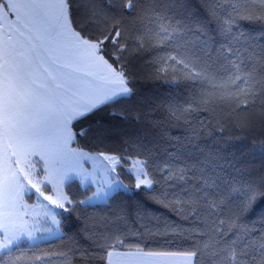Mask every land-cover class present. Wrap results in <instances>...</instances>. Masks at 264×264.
Masks as SVG:
<instances>
[{
    "label": "snow or ice",
    "instance_id": "obj_1",
    "mask_svg": "<svg viewBox=\"0 0 264 264\" xmlns=\"http://www.w3.org/2000/svg\"><path fill=\"white\" fill-rule=\"evenodd\" d=\"M226 137L258 141L261 167ZM153 141L183 150L158 162ZM141 192L167 215L97 227L89 208ZM177 256L264 264V0H0V264Z\"/></svg>",
    "mask_w": 264,
    "mask_h": 264
},
{
    "label": "trees",
    "instance_id": "obj_2",
    "mask_svg": "<svg viewBox=\"0 0 264 264\" xmlns=\"http://www.w3.org/2000/svg\"><path fill=\"white\" fill-rule=\"evenodd\" d=\"M248 31V28L244 29ZM144 96L151 101H158L161 99H166L169 97H179L180 92L172 91L168 88L157 87L152 84H145L143 86ZM170 134L175 136H180V130L170 129ZM201 146H204V141L199 142ZM154 154L159 158L158 162H163L167 160L170 155L175 154L178 150H183L179 147L178 142L174 141L172 144L166 143L164 141H153L149 145ZM214 147L217 148L221 153L227 156L229 159H235L240 166H250L259 169L261 167L262 157L259 152V142L253 141L251 138H239V139H229L225 138L222 142H216ZM127 182V180H126ZM73 191H77L76 186H73ZM120 206H125L126 215L120 221L121 227L126 231L135 232L136 229H143L144 224L141 223L140 218L135 211L136 208H147L148 218L151 219L152 223H155L156 218L165 217L167 215L166 211L160 206L153 203L148 197H145L143 193H139L138 196L131 201L127 198L117 200L114 203H111L109 206L105 203H99L97 206L89 208V213L97 218V227L103 230L105 227H111V223L105 224V218L109 221L112 220V213ZM132 209L128 211V209ZM148 221L145 220L144 223ZM74 234V231L68 232V235L71 236ZM57 239H53L51 242H40V247L45 252L51 250L53 253L62 247L63 243ZM53 264H61L59 260L54 259Z\"/></svg>",
    "mask_w": 264,
    "mask_h": 264
},
{
    "label": "rangeland",
    "instance_id": "obj_3",
    "mask_svg": "<svg viewBox=\"0 0 264 264\" xmlns=\"http://www.w3.org/2000/svg\"><path fill=\"white\" fill-rule=\"evenodd\" d=\"M173 261H174V264H182L183 260H184V257H174V258H171ZM125 264H128V261L124 260ZM123 262V263H124Z\"/></svg>",
    "mask_w": 264,
    "mask_h": 264
},
{
    "label": "crops",
    "instance_id": "obj_4",
    "mask_svg": "<svg viewBox=\"0 0 264 264\" xmlns=\"http://www.w3.org/2000/svg\"><path fill=\"white\" fill-rule=\"evenodd\" d=\"M124 262V260L123 259H119V258H117L116 260H115V264H125V262Z\"/></svg>",
    "mask_w": 264,
    "mask_h": 264
}]
</instances>
